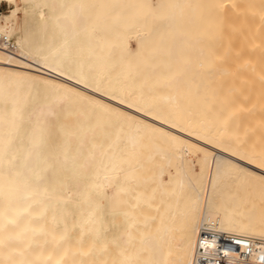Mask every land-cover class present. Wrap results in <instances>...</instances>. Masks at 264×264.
<instances>
[{
    "label": "bare ground",
    "instance_id": "1",
    "mask_svg": "<svg viewBox=\"0 0 264 264\" xmlns=\"http://www.w3.org/2000/svg\"><path fill=\"white\" fill-rule=\"evenodd\" d=\"M7 2L0 264H192L206 220L264 251V0Z\"/></svg>",
    "mask_w": 264,
    "mask_h": 264
},
{
    "label": "built area",
    "instance_id": "2",
    "mask_svg": "<svg viewBox=\"0 0 264 264\" xmlns=\"http://www.w3.org/2000/svg\"><path fill=\"white\" fill-rule=\"evenodd\" d=\"M0 41L14 50L5 35L0 34ZM262 256L257 238L222 230L216 221L206 220L199 229L192 264H264Z\"/></svg>",
    "mask_w": 264,
    "mask_h": 264
},
{
    "label": "rangeland",
    "instance_id": "3",
    "mask_svg": "<svg viewBox=\"0 0 264 264\" xmlns=\"http://www.w3.org/2000/svg\"><path fill=\"white\" fill-rule=\"evenodd\" d=\"M9 10V3L7 0L0 1V14H4Z\"/></svg>",
    "mask_w": 264,
    "mask_h": 264
},
{
    "label": "snow or ice",
    "instance_id": "4",
    "mask_svg": "<svg viewBox=\"0 0 264 264\" xmlns=\"http://www.w3.org/2000/svg\"><path fill=\"white\" fill-rule=\"evenodd\" d=\"M237 243H239V241H237ZM261 260L264 261V256L261 257Z\"/></svg>",
    "mask_w": 264,
    "mask_h": 264
}]
</instances>
